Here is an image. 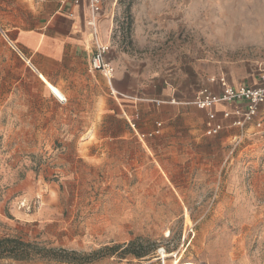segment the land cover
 Wrapping results in <instances>:
<instances>
[{
  "label": "rangeland",
  "instance_id": "1",
  "mask_svg": "<svg viewBox=\"0 0 264 264\" xmlns=\"http://www.w3.org/2000/svg\"><path fill=\"white\" fill-rule=\"evenodd\" d=\"M191 8L174 33L181 43L169 49L182 65L195 57L264 64V0H196ZM16 49L0 43L1 62L21 58ZM259 112V127L253 121L214 137L204 135L205 114H196L187 120L194 133L183 120L168 140L139 139V118L135 132L124 125L129 132L122 133L107 116L80 144L71 142L77 129H63L52 144L47 129L9 127L7 112L0 123V239L75 256L0 264H161V248L164 264H264V105ZM44 187L54 200L36 218ZM35 218L42 221H25Z\"/></svg>",
  "mask_w": 264,
  "mask_h": 264
},
{
  "label": "crops",
  "instance_id": "2",
  "mask_svg": "<svg viewBox=\"0 0 264 264\" xmlns=\"http://www.w3.org/2000/svg\"><path fill=\"white\" fill-rule=\"evenodd\" d=\"M192 1L196 0H103L99 13L93 15L88 0H0V43L23 54L5 62L0 58V123L7 112H13L9 127L47 129L46 142L52 144L61 141L63 129H77L71 142L80 144L88 129L102 128L107 116L122 133L129 132L124 125L138 118L140 133L162 140L170 139L183 120L189 134L194 133L188 118L208 112L196 105L199 92H221L211 79L223 76L231 87L260 84L257 62L198 63L195 57L182 65L169 52L181 43L174 33L182 26L179 17L194 14ZM101 46L109 48L105 58L114 69L110 80L89 70L90 59ZM43 79L65 98L63 105ZM243 108V102H236L210 109L219 133L232 128L235 119H224L222 114ZM259 116L258 108L256 127ZM206 123L207 118L204 135L214 137L207 135ZM52 192L44 187L36 218L44 217L47 209L42 206L54 200ZM36 218L24 220L42 221Z\"/></svg>",
  "mask_w": 264,
  "mask_h": 264
},
{
  "label": "built area",
  "instance_id": "3",
  "mask_svg": "<svg viewBox=\"0 0 264 264\" xmlns=\"http://www.w3.org/2000/svg\"><path fill=\"white\" fill-rule=\"evenodd\" d=\"M73 1L74 3H78L79 0ZM102 1L103 0H88V5L93 15L99 13ZM12 47L17 50L14 46ZM108 53L109 48L107 46L99 47L90 59L89 70L91 72L100 73L104 78L110 80L114 74V69L110 66L109 62L105 58ZM258 81L260 84L259 86L249 88L246 86L231 87L228 85L226 79L223 76L210 80V82L218 85L221 90L220 94L212 95L207 89H202L199 92L196 101V105L199 110L208 111L206 115L207 135L214 136L218 133V128L213 125L215 116L209 112L210 109L217 104L236 102L244 103L243 110L235 109L234 112H224L222 114L224 119H229L231 116L235 118L230 124L231 127H243L246 123L253 121V119L257 116L259 106L264 105V64L259 65L258 67ZM55 97L59 104L63 105L65 103L64 97ZM129 126L131 130L135 132L134 124H130ZM136 135L141 140L146 137L145 134L137 133ZM152 136V133L147 134V137L149 138ZM161 253H165L163 248L157 250V255L160 257L158 260L161 262V264H164V261L161 258Z\"/></svg>",
  "mask_w": 264,
  "mask_h": 264
},
{
  "label": "trees",
  "instance_id": "4",
  "mask_svg": "<svg viewBox=\"0 0 264 264\" xmlns=\"http://www.w3.org/2000/svg\"><path fill=\"white\" fill-rule=\"evenodd\" d=\"M71 256H75V254L63 250L41 248L36 244L24 242L18 238L0 239V259H10L21 262L33 259L66 261ZM134 256L136 258H143L146 254L136 253Z\"/></svg>",
  "mask_w": 264,
  "mask_h": 264
},
{
  "label": "bare ground",
  "instance_id": "5",
  "mask_svg": "<svg viewBox=\"0 0 264 264\" xmlns=\"http://www.w3.org/2000/svg\"><path fill=\"white\" fill-rule=\"evenodd\" d=\"M43 81L45 82V84L47 85V87L50 89V91L55 95V96H57V97H61V95L58 93V91L54 88V87H52L51 85H49L44 79H43ZM174 256V255H173ZM167 257V255L164 253H161V258L163 259V261H164V259Z\"/></svg>",
  "mask_w": 264,
  "mask_h": 264
}]
</instances>
